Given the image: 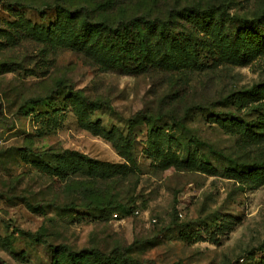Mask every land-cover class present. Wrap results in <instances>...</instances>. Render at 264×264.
<instances>
[{"label":"rangeland","instance_id":"374dc122","mask_svg":"<svg viewBox=\"0 0 264 264\" xmlns=\"http://www.w3.org/2000/svg\"><path fill=\"white\" fill-rule=\"evenodd\" d=\"M114 1L70 0L108 7L112 21L164 19L185 5L222 6L229 15L218 12L215 20L227 27L238 26L235 16L264 17V0ZM42 9L0 0V264H50L48 244L24 231L76 249L129 247L147 264H264V172L249 174L264 166V132L254 137L239 126L260 122L264 130V95L235 103L242 90L264 87V51L247 49L248 60L238 64L204 41L194 64L175 68L159 56L144 71L127 72L60 39L30 36L28 22L45 27L57 18L54 7ZM176 19L201 38L207 33ZM258 29L264 49V23ZM60 81L102 104L86 124L125 137L136 119L131 161L85 128ZM39 95L43 100L25 103ZM64 150L126 169L108 178L80 171L59 177L55 157L42 153Z\"/></svg>","mask_w":264,"mask_h":264},{"label":"trees","instance_id":"16d2710c","mask_svg":"<svg viewBox=\"0 0 264 264\" xmlns=\"http://www.w3.org/2000/svg\"><path fill=\"white\" fill-rule=\"evenodd\" d=\"M114 0H109L110 6H114ZM20 7L33 8L40 13L45 11L42 6L54 7L57 13L55 21L45 27L32 26L28 24V34L40 42L47 44L58 42V39L64 41L66 45L89 52L97 62L110 68H121L127 72L139 73L152 66L156 58H165L168 64L183 66L197 62L201 44L207 41L213 51L217 50L221 56L228 57L238 64L245 63L247 55L244 53L247 49H254L250 52L261 54L264 49L261 48L260 39L262 31H258V26L264 23V17L255 20H246L235 16L234 25L228 26L224 23H218L215 17L218 12L228 14L222 6L219 8L205 7L207 5L183 6L179 9L171 8L166 18H147V17H121L113 20L109 16L108 7L94 8L87 6L85 2L71 3L70 0H43L42 5L35 4V0H9ZM204 7V8H203ZM103 12V14L101 13ZM193 20L197 28H204V37H199L194 32L193 27H188V23H178L176 17ZM264 16V14L262 15ZM225 21V19H223ZM222 20V21H223ZM193 25V24H192ZM11 36L14 34L10 33ZM264 36V34H263ZM155 40V42H153ZM153 44H155L154 48ZM258 49H255V48ZM156 49V50H155ZM166 50L167 52H162ZM252 55L249 54L248 56ZM163 65V63H162ZM172 65V66H173ZM141 67V69L139 68ZM140 69V70H139ZM66 85L71 92L70 102L76 105V114L83 120L90 111L99 109L102 104L94 99H89L84 94L73 89L71 84L66 81H60L58 84ZM57 85V86H58ZM251 94L264 95V87H260L256 92L254 89L242 90L235 99V103L243 105L246 103V97ZM43 96H32L25 103H34L43 100ZM136 119L130 120L128 136L121 137L116 134L115 129L104 130L98 123L86 124L85 128L93 131L113 142V145L120 151V154L127 161L132 160L131 142L129 140L133 134V127ZM245 131L252 132L255 136L261 135L263 131L259 130L260 122L255 126L248 127L241 123L239 125ZM123 143V146L121 145ZM129 151L125 152V149ZM42 154H51L58 162V166L53 170L56 175L68 176V172H84L93 177L108 178L115 176L124 169L126 164L107 163L97 159L90 158L75 150H64L62 152L46 151ZM64 170H68L64 172ZM264 172V166L257 164L249 169V174L258 176ZM95 207H99L98 205ZM27 238L34 242L47 243L50 249V264H147L149 261L140 260L131 255L129 247L115 246L109 251H101L94 246L74 248L68 243L54 244L44 239V235L39 231L32 233L30 231L22 232ZM8 243V242H7ZM9 244V243H8ZM152 262V261H150ZM179 264V263H173Z\"/></svg>","mask_w":264,"mask_h":264}]
</instances>
